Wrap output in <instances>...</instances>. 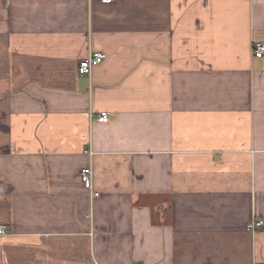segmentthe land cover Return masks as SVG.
<instances>
[{
    "label": "crops",
    "instance_id": "crops-1",
    "mask_svg": "<svg viewBox=\"0 0 264 264\" xmlns=\"http://www.w3.org/2000/svg\"><path fill=\"white\" fill-rule=\"evenodd\" d=\"M253 41L264 0H0V264H264Z\"/></svg>",
    "mask_w": 264,
    "mask_h": 264
},
{
    "label": "built area",
    "instance_id": "built-area-1",
    "mask_svg": "<svg viewBox=\"0 0 264 264\" xmlns=\"http://www.w3.org/2000/svg\"><path fill=\"white\" fill-rule=\"evenodd\" d=\"M102 3L110 4L115 0H99ZM251 55L255 59H263L264 58V44L259 41H253L251 44ZM106 59V55L103 53H91L86 59L80 61L77 66V72L81 76H89L92 72V69ZM97 120L102 123H106L109 120V114L106 112H102L98 115ZM90 155L91 152H88ZM79 177L84 187L90 193V197L92 199L99 197V193L93 190V171L91 167H86L81 169L79 172ZM264 227V219H253L248 229L251 232H255L257 229ZM6 235V228L4 226H0V236ZM138 264V263H135Z\"/></svg>",
    "mask_w": 264,
    "mask_h": 264
}]
</instances>
